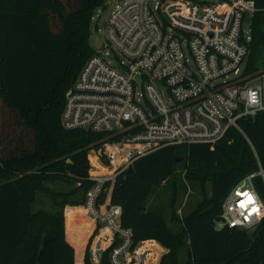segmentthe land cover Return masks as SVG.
Segmentation results:
<instances>
[{"label":"trees","instance_id":"trees-1","mask_svg":"<svg viewBox=\"0 0 264 264\" xmlns=\"http://www.w3.org/2000/svg\"><path fill=\"white\" fill-rule=\"evenodd\" d=\"M106 0H0V264H82L91 218H77L90 178L89 149L108 133L66 128L65 93L89 57L94 10ZM245 73L264 67V0H255ZM214 146L170 145L138 158L116 179L112 200L135 241L156 239L169 251L161 264H264V220L254 233L217 228L229 190L264 169V110L242 118ZM70 159V160H69ZM183 166L201 199L185 215L174 208L173 231L163 213L148 209L154 188ZM66 183L55 189L49 183ZM211 184L210 194L207 191ZM254 183L264 198L260 176ZM54 211L33 209L37 193ZM186 247L188 257L180 260ZM85 264H92L88 255ZM101 264H112L108 253Z\"/></svg>","mask_w":264,"mask_h":264},{"label":"built area","instance_id":"built-area-1","mask_svg":"<svg viewBox=\"0 0 264 264\" xmlns=\"http://www.w3.org/2000/svg\"><path fill=\"white\" fill-rule=\"evenodd\" d=\"M256 10L255 0L113 1L100 46L93 45L95 53L67 89L61 113L66 128L109 135L89 149L94 184L81 206L93 225L84 263L86 254L101 264L108 253L112 264H161L168 248L156 239L135 241L133 229L122 224V207L112 200L116 179L166 146H214L231 127L246 136L239 121L264 110L246 97L259 90L264 104V69L245 73L251 40L245 22L251 24ZM257 176L264 182L262 167L229 190L217 228L259 227L264 215L257 220L251 212L256 206L264 214Z\"/></svg>","mask_w":264,"mask_h":264},{"label":"rangeland","instance_id":"rangeland-1","mask_svg":"<svg viewBox=\"0 0 264 264\" xmlns=\"http://www.w3.org/2000/svg\"><path fill=\"white\" fill-rule=\"evenodd\" d=\"M113 1L114 0H106L104 6H99L94 10L93 20L91 23L92 26L91 43L93 45H95L96 36H100L102 38L104 37L105 27H106L105 24H106V20L110 15L111 5ZM207 1H214V0H207ZM245 27L248 30L250 29L249 20L245 22ZM104 51L109 53V55L113 58V62H116L115 54L111 49L106 48ZM191 63L194 65V61L192 58H191ZM262 69H264V67H262ZM230 77H233V75H231ZM222 80H224V78L221 79V81ZM160 87L163 90L166 98L170 99V95L167 87L164 85H161ZM49 185L58 190L67 189V187L69 186L66 183H59V182H52L49 183ZM207 191L210 194L211 191L210 183H208L207 185ZM201 197L202 195H201L200 185L196 181L188 179L186 176V171L184 170L183 166L179 165L178 170L173 176L167 178L159 186L154 188L153 192L151 193L148 199L147 208L158 210L161 213H163L167 219L169 227L173 231H178L180 229V224L175 220L173 221L171 217L173 208L178 215L183 216L197 206ZM33 209L34 210L45 209L49 211H54L55 209H54L52 197L45 193L38 192L36 200L33 203ZM76 257L77 256L75 252L74 264H77ZM187 257H188V252L185 247L180 253V260L184 261L187 259ZM81 263L85 264L83 261Z\"/></svg>","mask_w":264,"mask_h":264},{"label":"clouds","instance_id":"clouds-1","mask_svg":"<svg viewBox=\"0 0 264 264\" xmlns=\"http://www.w3.org/2000/svg\"><path fill=\"white\" fill-rule=\"evenodd\" d=\"M246 97H247L248 105L255 106L256 108H259V109H264V104H261V102H260L259 90L253 91V90L249 89L246 93ZM241 207H243V205H241ZM251 212L255 213L257 220L262 218V215H264L257 210L256 206H254L252 208ZM249 215H251V213H249ZM236 222L242 223L241 221H236Z\"/></svg>","mask_w":264,"mask_h":264},{"label":"crops","instance_id":"crops-1","mask_svg":"<svg viewBox=\"0 0 264 264\" xmlns=\"http://www.w3.org/2000/svg\"><path fill=\"white\" fill-rule=\"evenodd\" d=\"M79 207H83V206H74V205H66V207H65V219H66V237H67V240L71 243V241L69 240V238H68V236H67V218H66V211H67V209L68 208H79ZM78 216H77V218H88L89 216L86 214V212H85V210H84V212H79L78 214H77ZM90 218V217H89ZM73 245V244H72ZM74 246V245H73ZM74 248H75V246H74ZM75 252H76V249H75Z\"/></svg>","mask_w":264,"mask_h":264},{"label":"water","instance_id":"water-1","mask_svg":"<svg viewBox=\"0 0 264 264\" xmlns=\"http://www.w3.org/2000/svg\"><path fill=\"white\" fill-rule=\"evenodd\" d=\"M100 43H101V39H100V37H99V36H96V37H95V45H94V46H95V47H99V46H100ZM69 160H70V159H69ZM254 231H255V230L252 229V230H250V233H254Z\"/></svg>","mask_w":264,"mask_h":264},{"label":"snow or ice","instance_id":"snow-or-ice-1","mask_svg":"<svg viewBox=\"0 0 264 264\" xmlns=\"http://www.w3.org/2000/svg\"><path fill=\"white\" fill-rule=\"evenodd\" d=\"M251 202V201H250Z\"/></svg>","mask_w":264,"mask_h":264}]
</instances>
